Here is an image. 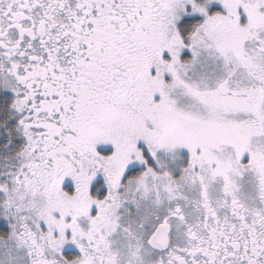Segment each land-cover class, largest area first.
Returning <instances> with one entry per match:
<instances>
[{"label":"snow or ice","instance_id":"6c2138e0","mask_svg":"<svg viewBox=\"0 0 264 264\" xmlns=\"http://www.w3.org/2000/svg\"><path fill=\"white\" fill-rule=\"evenodd\" d=\"M0 264H264V0H0Z\"/></svg>","mask_w":264,"mask_h":264}]
</instances>
